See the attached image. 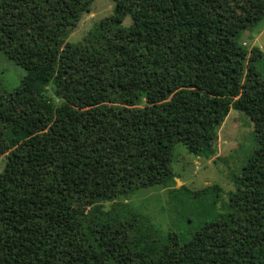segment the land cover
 Wrapping results in <instances>:
<instances>
[{"label": "trees", "instance_id": "obj_1", "mask_svg": "<svg viewBox=\"0 0 264 264\" xmlns=\"http://www.w3.org/2000/svg\"><path fill=\"white\" fill-rule=\"evenodd\" d=\"M92 1L0 0V50L24 70L0 91V264H264V55L238 41L264 23V0H110L67 41ZM230 108L254 146L186 240L124 202L103 207L174 182L177 143L212 155ZM220 189L171 187L168 204L190 221Z\"/></svg>", "mask_w": 264, "mask_h": 264}, {"label": "rangeland", "instance_id": "obj_2", "mask_svg": "<svg viewBox=\"0 0 264 264\" xmlns=\"http://www.w3.org/2000/svg\"><path fill=\"white\" fill-rule=\"evenodd\" d=\"M111 13L110 0H93L90 10L81 15L75 28L68 35L67 41H79L94 23ZM130 24L131 17L127 15L122 20V25L126 27ZM238 41L247 48L252 45L259 47L264 55V23L244 29L239 34ZM23 75V68L0 50V91L12 92ZM46 92L55 104L60 102V99L53 94L51 84L47 86ZM149 100L150 97L143 102ZM216 134L214 153L208 157L188 152L181 143L174 146L170 168L175 176L174 182H170L169 186L139 188L128 195L103 202V207L109 208L113 202H124L136 212L147 216L161 236L175 232L180 240H186L188 233L193 232L205 217L222 211L228 192L234 188L233 176L239 174L241 166L254 146L252 120L244 112L233 108L229 109L224 120L216 127ZM5 160V155L0 154V170ZM182 184L189 190H198L206 185H218L221 188L220 195L217 197L218 200L211 204L212 196L208 198L205 196L204 199L194 203L192 205L194 213L191 220L187 221L183 208L180 207L179 214L173 213L168 204L169 188L179 187Z\"/></svg>", "mask_w": 264, "mask_h": 264}, {"label": "water", "instance_id": "obj_3", "mask_svg": "<svg viewBox=\"0 0 264 264\" xmlns=\"http://www.w3.org/2000/svg\"><path fill=\"white\" fill-rule=\"evenodd\" d=\"M176 180H178L177 178H175ZM179 181V180H178Z\"/></svg>", "mask_w": 264, "mask_h": 264}]
</instances>
